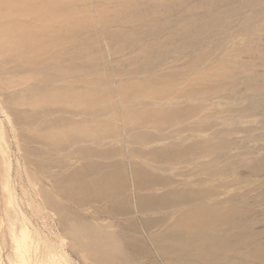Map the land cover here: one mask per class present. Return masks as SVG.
<instances>
[{
	"label": "rangeland",
	"instance_id": "rangeland-1",
	"mask_svg": "<svg viewBox=\"0 0 264 264\" xmlns=\"http://www.w3.org/2000/svg\"><path fill=\"white\" fill-rule=\"evenodd\" d=\"M214 211L219 260L172 239ZM13 227L29 264H264V0H0L1 264Z\"/></svg>",
	"mask_w": 264,
	"mask_h": 264
},
{
	"label": "bare ground",
	"instance_id": "bare-ground-1",
	"mask_svg": "<svg viewBox=\"0 0 264 264\" xmlns=\"http://www.w3.org/2000/svg\"><path fill=\"white\" fill-rule=\"evenodd\" d=\"M32 43V42H31ZM9 183V182H8ZM217 188V187H216ZM218 189V188H217ZM9 190V189H8ZM213 203H215V202H213ZM219 204H221V202L219 203ZM144 205V204H143ZM202 204L200 203V208H203V209H206V210H209V208L207 209L206 207H204V206H201ZM203 205H204V203H203ZM215 205V204H214ZM213 205V206H214ZM208 206V205H207ZM213 206H211L210 205V208L211 207H213ZM217 206H219V205H217ZM215 207V206H214ZM212 209V208H211ZM214 209V208H213ZM211 211H213V210H211ZM233 211V210H232ZM238 213V212H237ZM232 214V213H231ZM234 214H235V212H234ZM247 214V213H246ZM226 215V214H225ZM225 215H220L218 212H211V213H209V214H207V215H202V214H195V215H193V219H194V222L195 223H197V225H204V224H206L207 225V230L205 229V228H200V230L199 229H197L196 231H190V232H187L186 233V235L184 234V233H179V234H176V235H174V236H172V239H175L176 241H178L179 243H183V242H187V241H192V240H194L195 238H197V237H201V238H203V240L199 243V245H198V249L200 248V249H209V257H211V258H213V259H217V260H219L220 259V253H219V251H220V249H221V247H223V249L225 248L224 247V244H227L228 243V241H230V243H232L233 241H235V242H237V241H239V238H242L243 237V233H230L229 231H225V233L223 234V235H220L221 233L220 232H222L221 231V226L223 225V227H224V229L226 228L225 226L227 225L226 223H228L229 221V215H227L226 217H225ZM233 215V214H232ZM231 216V215H230ZM234 216V215H233ZM240 216V215H239ZM239 216H234V218L233 219H230L231 221H233V222H236V223H238L239 222V220H240V217ZM242 216V215H241ZM231 218V217H230ZM244 221V220H243ZM242 223V222H241ZM244 223V222H243ZM10 224H12V223H10ZM226 224V225H225ZM232 225V224H231ZM234 225H236V224H234ZM243 225V224H242ZM12 226H13V224H12ZM229 226V225H228ZM238 226H240V225H238ZM11 227V226H10ZM247 227V226H246ZM251 227V226H250ZM239 228V227H238ZM244 228V227H243ZM240 229H242V228H240ZM240 229H239V231H240ZM250 229V228H249ZM12 230V231H11ZM233 230V229H232ZM9 231H11V233H12V237H13V241L12 242H14L13 244V246H15V254H16V256L18 257V263L17 264H29V261L27 260V257H26V255H27V252L30 250V241H29V234L27 233V231H25V230H21V232L20 233H18L17 231H16V228L15 227H13V229H9ZM234 231H236V230H234ZM238 231V230H237ZM246 234V233H245ZM246 239V238H245ZM181 240V241H180ZM237 240V241H236ZM183 241V242H182ZM245 241H247V240H245ZM174 242V241H173ZM193 242V241H192ZM234 242V243H235ZM244 242V241H243ZM237 243H239L240 244V242H237ZM173 244V243H172ZM185 244V243H184ZM229 244V243H228ZM243 244V243H242ZM245 244V243H244ZM247 244V243H246ZM191 245V244H190ZM232 245H234V244H232ZM206 246H209V248H207ZM244 246V245H243ZM212 247L213 248H215V250L214 249H212ZM229 247H230V245H229ZM233 247V246H232ZM231 247V248H232ZM263 247V246H262ZM14 248V247H13ZM172 249H175L176 247H175V245H173V247H171ZM195 248V247H194ZM236 248V247H235ZM234 248V249H235ZM186 249V248H185ZM187 249H190L191 250V248L190 247H188ZM226 249H228V248H225V250ZM233 249V248H232ZM212 250H214V251H211ZM243 250V249H242ZM241 250V251H242ZM262 250V249H261ZM224 251V250H223ZM235 251V250H234ZM260 251V250H259ZM183 252V251H182ZM185 252V251H184ZM236 254H237V249H236ZM246 252H248V251H246ZM257 252V251H256ZM208 253V252H207ZM241 253V252H240ZM247 255H249V253H246ZM254 254H256V253H254ZM259 254V253H258ZM261 254H262V252H261ZM208 255V254H207ZM232 255V254H231ZM231 255H230V258L229 257H224L223 258V260H225L224 261V263L226 262V261H228V262H232V259H231ZM245 255V254H244ZM243 255V256H244ZM246 255V256H247ZM257 255V254H256ZM263 255V254H262ZM51 256V258L49 259V258H47V260H46V262H47V264H56L55 262H56V258L54 257V256H52V255H50ZM255 256V255H254ZM188 257V256H187ZM208 257V258H209ZM221 257H223V256H221ZM232 257H234V255L232 256ZM237 258H238V256H236ZM241 257V256H240ZM264 257V256H263ZM184 258V257H183ZM248 259V258H247ZM246 259V257H242L241 259L239 258V260H238V264H246V262L247 261H249V260H247ZM264 259V258H263ZM210 260H212V259H210ZM213 261V260H212ZM211 261V262H212ZM235 261V260H234ZM233 261V262H234ZM261 261V260H260ZM2 262V261H1ZM208 262H210V261H208ZM218 262H221V260L220 261H218ZM217 262V263H218ZM223 262V261H222ZM236 262V261H235ZM1 264V263H0ZM233 264V263H232ZM248 264V263H247Z\"/></svg>",
	"mask_w": 264,
	"mask_h": 264
}]
</instances>
